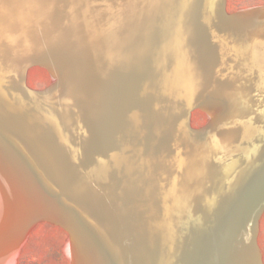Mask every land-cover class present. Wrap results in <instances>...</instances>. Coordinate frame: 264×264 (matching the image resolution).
I'll use <instances>...</instances> for the list:
<instances>
[{
    "label": "bare ground",
    "instance_id": "obj_1",
    "mask_svg": "<svg viewBox=\"0 0 264 264\" xmlns=\"http://www.w3.org/2000/svg\"><path fill=\"white\" fill-rule=\"evenodd\" d=\"M227 2L0 0V264L41 221L71 264H264V8Z\"/></svg>",
    "mask_w": 264,
    "mask_h": 264
},
{
    "label": "rangeland",
    "instance_id": "obj_2",
    "mask_svg": "<svg viewBox=\"0 0 264 264\" xmlns=\"http://www.w3.org/2000/svg\"><path fill=\"white\" fill-rule=\"evenodd\" d=\"M227 1L229 12L264 4V0ZM28 74L29 85L36 89H42L52 82L51 72L45 65H35ZM206 114L208 115V111L201 108L193 112L194 127H198L206 121ZM32 227L17 254L15 264H71L68 255L65 253V247H63L67 238L64 228L49 221L38 222ZM259 234V244L264 258V214L260 220Z\"/></svg>",
    "mask_w": 264,
    "mask_h": 264
},
{
    "label": "water",
    "instance_id": "obj_3",
    "mask_svg": "<svg viewBox=\"0 0 264 264\" xmlns=\"http://www.w3.org/2000/svg\"><path fill=\"white\" fill-rule=\"evenodd\" d=\"M260 8H264V4L263 5H257V6L245 7V8L233 11V12H227V10L224 9V13H225V15L227 17H235V16H238V15H241V14L242 15H246V14L250 13L251 11H254V10H257V9H260ZM35 64L38 65L37 63H35ZM25 87H26V89L28 91H30L32 93L43 94V93H47V92L53 90L56 87H59V82L56 79L52 83H50L47 86L43 87L41 90L31 89V88H29L26 85H25ZM196 108H199V107L196 106ZM215 116H216V113L215 114H211L210 116L208 115L209 118L207 119V121H205L201 126H198V127H192L191 123H190L189 124V128L192 131H194V132L203 130V129L207 128L212 123V121L214 120Z\"/></svg>",
    "mask_w": 264,
    "mask_h": 264
},
{
    "label": "trees",
    "instance_id": "obj_4",
    "mask_svg": "<svg viewBox=\"0 0 264 264\" xmlns=\"http://www.w3.org/2000/svg\"><path fill=\"white\" fill-rule=\"evenodd\" d=\"M227 9H228V5H227ZM28 76H29V74H28ZM28 83H29V78H28ZM191 123H192V125H194V124H193V115H192V117H191Z\"/></svg>",
    "mask_w": 264,
    "mask_h": 264
}]
</instances>
